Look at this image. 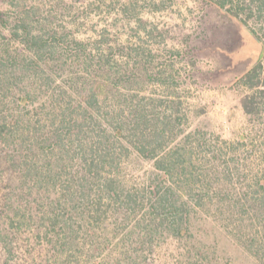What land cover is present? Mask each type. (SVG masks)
Segmentation results:
<instances>
[{
    "label": "trees",
    "instance_id": "trees-1",
    "mask_svg": "<svg viewBox=\"0 0 264 264\" xmlns=\"http://www.w3.org/2000/svg\"><path fill=\"white\" fill-rule=\"evenodd\" d=\"M138 1L0 0V77L25 79L0 104L1 251L12 228L33 264H152L168 242L183 243L181 264H203L210 235L264 264V124L168 145L166 115L119 87L133 64L113 30ZM209 1L261 43L247 0Z\"/></svg>",
    "mask_w": 264,
    "mask_h": 264
},
{
    "label": "rangeland",
    "instance_id": "rangeland-1",
    "mask_svg": "<svg viewBox=\"0 0 264 264\" xmlns=\"http://www.w3.org/2000/svg\"><path fill=\"white\" fill-rule=\"evenodd\" d=\"M247 2L252 8L248 23L261 43L209 0H139L128 27L120 25V18L116 21L113 32L120 45L118 54L129 53L127 59L133 64L131 80L119 84L120 91L136 102L146 99L154 112L166 115L172 122L168 145L188 134L190 140L196 136L212 141H233L244 133L260 136L264 124V0ZM121 44L130 48L122 49ZM258 61V77L244 84L242 76ZM14 74L11 83L0 77V104L22 90L24 75ZM133 160V167L142 170L138 173L149 169L147 162ZM1 230L0 226L4 233ZM9 233L12 253L6 256L0 248V264H33L35 256L25 238L19 241L21 236L12 228ZM182 247V242L165 243L160 255L149 254L148 259L152 264H181ZM195 253L203 264H255L244 251L217 236L202 240ZM44 262L53 264L52 260Z\"/></svg>",
    "mask_w": 264,
    "mask_h": 264
}]
</instances>
